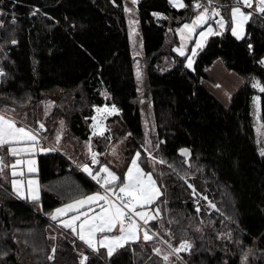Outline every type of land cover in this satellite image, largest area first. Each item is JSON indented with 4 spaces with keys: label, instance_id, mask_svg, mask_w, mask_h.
Instances as JSON below:
<instances>
[{
    "label": "trees",
    "instance_id": "16d2710c",
    "mask_svg": "<svg viewBox=\"0 0 264 264\" xmlns=\"http://www.w3.org/2000/svg\"><path fill=\"white\" fill-rule=\"evenodd\" d=\"M190 2L185 0L186 4ZM221 2L231 5L232 0ZM4 6L16 11L19 21L15 24L8 21L4 30V42L9 41L10 54L0 60V66L9 76L6 82H0V109L7 107L23 115L27 113L35 122L40 120L37 104L55 100L56 106L45 122L47 131L53 136L56 125L64 120L67 127L64 139L75 148L77 145L84 148L79 156L88 160L85 142L92 132L91 117L96 114L93 105L115 103L122 111L107 119L110 131L105 137H92L93 150L103 154L112 142L125 137H129L135 150L140 149L144 144L143 98L139 96L135 79L124 0L115 3L112 0H4ZM36 7L40 11L31 15ZM154 11L163 12L171 19L156 18L152 15ZM195 11L176 9L168 0L138 2L146 92L150 96L145 99H151L158 138L166 142L158 155L181 173L189 165L193 172L202 166L203 171L190 177L189 182L220 209V212L209 209L201 200L203 208L197 217L186 182L167 165H161L167 219L180 221L184 228L189 227L185 216L195 218L192 228L200 219L205 222L204 232L210 241L206 247L212 251H201L191 258L182 254L189 264H223L225 260L228 264H241L243 249L228 240L216 239L218 232L226 233L229 229L234 239L243 241L244 249H252L250 264H264V156L260 154L255 128L258 122L264 124V92L252 87L254 78L264 85V66L258 64L264 57V15L254 14L247 24L244 40L233 37L230 29L223 36L210 37L205 49L195 58L193 71L173 51L179 41L177 34L168 30L180 25L181 18L190 21ZM222 13L229 19L230 7L223 8ZM13 38L18 41L16 45L10 43ZM248 43L253 45L252 51ZM219 59L243 79L228 104L204 84L205 79L212 80L208 69ZM255 96L260 100L254 101ZM35 127H38L36 123ZM183 147L192 150L190 157L179 154ZM5 150L4 157L10 165L12 158ZM141 151L142 166L149 170L147 155ZM2 152L0 149V157ZM69 157L58 150L39 155L40 206L20 199L13 192L11 182H4L0 176V251L12 250L9 256L0 259V264H79L81 251L87 252L91 264H140L141 259L146 260L151 255L150 245L143 258L134 257L128 249L110 259L105 249L93 253L78 237L64 230H54L55 239L50 237L52 222L47 213L79 195L100 189ZM100 157L101 163L105 161L104 154ZM122 172L126 169L118 170L119 175ZM209 220L212 225L208 224ZM157 226V222H152L154 229ZM172 231L176 246L181 238H196L182 237L174 225ZM53 245L55 259L48 260ZM225 245L228 254L222 251ZM133 247L139 252L138 246Z\"/></svg>",
    "mask_w": 264,
    "mask_h": 264
},
{
    "label": "snow or ice",
    "instance_id": "6c2138e0",
    "mask_svg": "<svg viewBox=\"0 0 264 264\" xmlns=\"http://www.w3.org/2000/svg\"><path fill=\"white\" fill-rule=\"evenodd\" d=\"M115 3V0H112ZM139 0H131L133 5H137ZM169 4L176 9L194 8L196 11L193 14L190 22L186 18H181L179 27L172 29L169 32H175L179 35V45L173 48V51L178 54V57L184 58L185 66L188 69H194L195 58L203 51L208 44L209 38L214 36H223L230 29L231 35L237 40H244L247 37L246 25L249 23L254 14L264 15V0H232L231 5H226L221 0H191L189 4L185 0H168ZM230 7V17L226 19L222 14V9ZM40 11L38 7L33 9L31 15H35ZM124 11L132 13L133 8L125 5ZM5 15L3 9L0 8V16ZM47 16V13H44ZM152 15L156 18L163 17L171 19L165 13L154 11ZM12 23H16L15 15H11ZM58 23V21H57ZM130 25L138 24L135 19H130ZM215 25V27H214ZM5 26V21L0 19V27ZM15 29H13L14 33ZM135 32V28H132ZM9 41L0 44V60L8 58V52L5 51ZM11 45L18 43L17 39L13 38L10 41ZM249 51H252L253 45L247 44ZM139 55V53H137ZM260 66H264V57L258 61ZM9 73L3 66H0V82H6ZM136 77L139 82L143 80V72L137 61ZM253 88H259L264 92V85L256 81L255 78L252 84ZM139 91V89H138ZM231 95L230 93L228 94ZM31 96L28 100L31 101ZM260 97L255 96L254 101H259ZM15 102V101H14ZM45 104V116L48 115V106L54 105L55 101H42ZM23 106V105H21ZM97 115L91 117L92 129L89 140L85 142V147L90 153V162L78 165L83 172L94 181L101 190L90 194L79 195L78 198H73L68 203H63L60 207L54 209L51 213V220L59 224L63 229H70L71 232L78 237L83 245L90 249L93 253H99L100 249L106 250L107 257L113 258L114 254L119 252L132 250L134 257L143 258L148 252L150 245L151 255L147 259H141L140 264H189L181 253H186L191 258L193 255L201 251L212 250L206 247L207 235L204 232L205 222L200 219L195 228H192V222L195 218L184 217L188 228H184L180 221L174 219L165 220L162 215V203H167L163 200L164 192L162 185L158 183L157 175L164 176L163 172L156 175V165H167V167L175 173L180 179L186 182V186L191 190L194 199V207L197 217H199L203 205L200 201L206 202L209 209L220 212L216 203L209 199L204 192H199L195 184L189 182L190 177H194L196 173L202 172L203 167H196L195 172L191 171V165L188 170L181 173L174 165L158 155L161 145L166 143L157 139L155 143L150 138V132L145 133V142L140 146V149L135 150V154L130 158V164L127 165L126 172L120 175L113 171L108 164H101L99 157L103 154L93 150L92 137H105V133L110 131L103 123L108 117L119 114L122 110L115 103L110 105L105 103L103 106H95ZM14 109L7 107L0 109V149L6 148L10 157L14 158L11 165L4 163V158L0 157V176L4 175L6 168H11V186L13 192L25 199H30L33 202L40 201L39 182L35 178H29L26 186L23 179H16L19 174L23 176L26 166L27 174L31 175L38 171L37 160L35 154L37 152L56 151L57 147L45 148L42 146L46 142L47 137L42 133L47 131L45 123L37 120L35 123L38 127L33 128L24 120H17L13 115ZM85 119H88L87 117ZM146 125L149 121H145ZM64 120H60L61 128L57 131L55 137L56 145H59L63 135ZM259 130H264V124L260 125ZM131 136V133L127 134ZM264 135V131H261ZM111 139V137H107ZM148 157L147 163L152 166V171H146L142 166V151ZM115 153V148H113ZM179 154L185 158L192 155V150L183 147L178 150ZM260 154L264 156V149H261ZM27 157V159H25ZM69 159H72L69 157ZM74 164L77 161H72ZM96 166V168L92 167ZM98 169V170H97ZM229 220L232 217H227ZM150 222H157L159 229H154ZM212 225L211 220L208 221ZM167 225V226H166ZM175 226L176 231L182 237L195 236V239L181 238L179 245L173 244L175 233L172 231V226ZM161 230L167 234L169 239L161 234ZM55 239V236L51 237ZM216 239H225L234 243L237 247L243 249L240 252L241 264H250L249 257L252 254V249H244L243 241L234 239V233L231 229L228 232H218ZM19 243V241H16ZM27 243V241H25ZM75 244V241H73ZM199 243L200 247H196ZM139 247V252L133 247ZM35 251V249H34ZM225 254L229 253L228 246L225 245L222 249ZM11 249L0 251V259L10 255ZM56 246L53 245L48 260L55 259ZM231 255H235L232 253ZM18 256V254H17ZM79 264H91V260L87 252L79 253ZM153 256L156 258L153 259ZM215 258V253H212ZM19 259V256H18ZM204 264V262H201ZM223 264H228V260L223 261Z\"/></svg>",
    "mask_w": 264,
    "mask_h": 264
},
{
    "label": "rangeland",
    "instance_id": "374dc122",
    "mask_svg": "<svg viewBox=\"0 0 264 264\" xmlns=\"http://www.w3.org/2000/svg\"><path fill=\"white\" fill-rule=\"evenodd\" d=\"M125 5L134 9V11L132 13H126L125 12V14H126V18H127L128 33H129V37H130L131 52H132L133 61H134L135 79H136V83H137V88L139 89V91H138L139 96L143 98V100L141 102V118H142L143 130H144V142H145V133L147 131V132H150V138L155 143V141L159 138H158L156 123H155V119H154L152 102H151V99H150V101L145 99L146 97H150V96H148L147 92H146V84H145L146 63H145L143 36H142L141 29H140L138 4L133 5L131 3V0H124V7H125ZM225 18L227 19L226 16H225ZM130 19L137 20L138 24L130 25V23H129ZM188 22H190V21H188ZM179 26L180 25H178L177 27H179ZM214 27H215V25H214ZM132 28H135V32H132ZM246 28H247V25H246ZM177 37H178V41H179V35L178 34H177ZM179 42L176 46L179 45ZM137 53H139V55H137ZM137 61L139 62V65H140L142 72H143L142 82H139L137 80V77H136ZM217 64H221V66H222L221 70H219L218 67L216 65H214V67L212 68V72H210V74H209L216 79V82L212 78L213 82L205 79L204 83L215 95L217 94L221 98H223V97L225 98L228 96L230 91H232L234 89H238V88H236V86L234 88L233 80L231 79V76L233 78H239V79L242 77L239 74H237L236 72L228 70L220 59L217 61ZM190 70H192V69H190ZM232 87H233V89H232ZM42 101L47 102V101H55V100L49 99V100H42ZM42 101H40L37 104L36 114L39 116V119L45 123V122H47V119L51 116V114H52V112L56 106V101H55L54 105L48 106V115L47 116H45V104L41 103ZM13 115L17 118V120H24L28 125H31L32 127L35 126V122L33 121V118L31 115L29 116V115H27V113L23 115V114H20L19 112H15V111L13 112ZM95 115H97V113ZM145 121H149V124L146 125ZM103 123L107 127V120H105ZM260 125H262V123L258 122L256 124L255 128H256V134H257V143H258L260 151H261V149H264V135H261V131H264V130H259ZM60 128H61V125H60V121H59V123L56 125V131H55L53 136H51L48 131L42 133V135L47 137L46 142H44L42 144V146L45 148L57 147L58 151H63L65 153H67L68 155H70V157L73 160L77 161L78 165L83 164V163H89L90 153L88 152L87 148H86V153H88L89 158H88V160H85L84 158L79 156V153H81V152L84 153V148L80 147V145H77L78 151H76L77 148H75V145L72 142L66 141L64 139L66 136V131H67L66 124H64L63 135L61 137L60 143H59V145H56L55 137L57 135V131ZM113 148H115V153L113 152ZM2 151H3L2 153H3V157H4L6 155V153L4 152V151H6L5 148H3ZM40 154H41V152H40ZM103 154H104L105 161H103L101 164H108L109 167H111L112 170L116 171L117 174L119 175L118 170H122V169L127 170V165L130 164V158L135 154V145L129 143V137H125L121 141L112 142ZM99 159L101 160V157H99ZM147 161H148V157H147ZM4 163L7 164L5 157H4ZM143 167H144V165H143ZM148 167H149L148 168L149 170L145 169L146 171H152L153 170L152 166L149 163H148ZM159 172H161V165H159L157 163L156 172L154 173V175H156ZM1 177H2L4 182H8L12 179V177L9 173V168L5 169L4 175ZM157 180H158V183L160 185H162L161 177L158 175H157ZM163 190L164 189H163V185H162V191ZM163 200H166L165 195L163 197ZM34 204L36 206H40L38 203H34ZM161 208H162L163 218L165 220H167L166 204L162 203ZM47 215L49 217L51 215V213L49 212V213H47ZM150 223L152 224V222H150ZM59 227L60 226L57 222L52 221V225L50 226V237L54 236L53 234L55 233V231ZM155 229L160 230L159 224H158L157 228H155ZM161 234L165 236V239L169 238L167 236V234L164 233L162 230H161Z\"/></svg>",
    "mask_w": 264,
    "mask_h": 264
},
{
    "label": "crops",
    "instance_id": "0c3cea01",
    "mask_svg": "<svg viewBox=\"0 0 264 264\" xmlns=\"http://www.w3.org/2000/svg\"><path fill=\"white\" fill-rule=\"evenodd\" d=\"M217 61L218 60H216L211 66H210V68L208 69V75L210 74V72H212V68L214 67V65H216L217 67H218V69L219 70H221V68H222V66H221V64H217ZM224 64V63H223ZM210 76V78L212 79L213 78V80L216 82V79L214 78V77H212L211 75H209ZM231 76V75H230ZM231 79L233 80V86H234V88H235V86H236V88H238L239 89V87L242 85V83H243V79L242 78H233L232 76H231ZM213 80H210L211 82H213ZM214 82V83H215ZM205 84V83H204ZM232 89H233V87H232ZM238 89H234V90H232V91H230V96L228 95L227 97H223V98H221L219 95H217L216 94V96L224 103V104H228L229 102H230V100H231V98H232V96L234 95V93L238 90ZM44 153H47V152H44ZM43 152H41V154H44ZM9 155V154H8ZM39 155H40V152H37L36 154H35V158H36V160H37V168H38V157H39ZM10 157V156H9ZM10 158H12V157H10ZM25 159H27V157H25ZM13 161H14V158H12V159H10V165L13 163ZM77 167H79L78 166V164L76 163L75 164ZM39 170V169H38ZM83 171V170H82ZM9 173H10V175H11V168L9 167ZM24 175L23 176H21V175H17L15 178L16 179H23L24 180V182H25V186H26V183H27V180L29 179V178H35L36 180H38V182H39V188H40V181H39V177H38V171L36 172V173H33V174H31V175H29V174H27V170H26V166H25V168H24ZM12 177V176H11ZM12 179H13V177H12ZM11 179V180H12ZM11 180H10V182H11ZM98 190H101V189H98ZM98 190H96V191H98ZM19 197V196H18ZM20 199H25V198H21V197H19ZM28 200H30V199H28ZM60 207V206H59ZM54 211V209L52 210V211H50V213H52ZM49 218H50V220H51V215L49 216ZM51 222H52V220H51ZM64 230V232L66 231L67 233H69V234H73L72 232H71V230L70 229H63V228H61V227H59L58 228V230ZM74 235V234H73ZM101 249H103V248H101Z\"/></svg>",
    "mask_w": 264,
    "mask_h": 264
},
{
    "label": "built area",
    "instance_id": "2783aa9c",
    "mask_svg": "<svg viewBox=\"0 0 264 264\" xmlns=\"http://www.w3.org/2000/svg\"><path fill=\"white\" fill-rule=\"evenodd\" d=\"M0 8L3 9V12L5 13V15L3 16H0V19H3L5 21V26L4 27H0V44H3L4 43V30L6 29V26H7V23L8 21L12 22L11 20V15H15L16 17V22L19 21V15L18 13H16V11L14 10H9L8 8H6L4 6V0H0ZM5 51L8 52V56L10 54V48H7L5 49ZM90 162V160H89ZM94 168H96V166H92ZM80 170H82L80 167H78ZM179 245V244H178ZM184 254V253H181V255ZM186 254V253H185Z\"/></svg>",
    "mask_w": 264,
    "mask_h": 264
}]
</instances>
